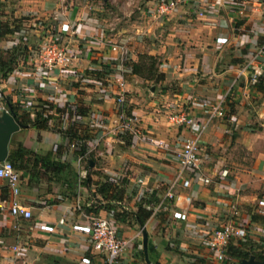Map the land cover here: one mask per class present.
Here are the masks:
<instances>
[{"label": "crops", "instance_id": "crops-1", "mask_svg": "<svg viewBox=\"0 0 264 264\" xmlns=\"http://www.w3.org/2000/svg\"><path fill=\"white\" fill-rule=\"evenodd\" d=\"M106 1L111 0H0V52L17 46L26 50L16 68L0 83V117L11 112L14 118L13 109H19V115L25 101H30L34 106L29 113L31 122L38 109L35 107L42 102H52L65 118L57 127L51 121L43 129L19 125L18 131L10 135L7 159L22 148L65 162L79 178L89 174L93 183L100 176L125 178L129 197L121 206L130 213L135 212V203L146 192L163 196L177 181L179 202H166L163 210L146 222V251L138 247H143V235L140 239L133 221L116 224L124 237L136 241L117 264H205L200 261L205 249L189 238V229L200 219L190 212L186 220L178 215L192 207H202L223 221L232 220V212L236 211L233 221L243 219L249 224L248 237L241 242H259L264 238V91L254 89L247 77L239 80L225 104L236 122L213 120L202 135L200 175L209 179L207 185L188 172L183 181L190 179L189 187L177 180L179 166L174 154L188 132L170 125L167 115L183 110L203 119L199 105L202 99H215L226 92L230 69L245 62L262 42L264 0H180L161 21L146 13L155 7L156 0H145L140 24L134 25L136 34L115 27L111 19H97V15L110 17ZM62 25L75 31L72 37H64L75 60L73 70L59 79L62 90H54L48 86L49 80L36 72L39 57L35 47L47 29L55 32ZM110 41L124 45L127 51L123 64L129 71L124 74L125 106L141 128L138 139L117 130L113 116L115 86L110 85L111 94L101 97L89 93L83 83L93 78V73L106 78L105 69L118 65L120 55L111 52ZM147 55L164 64L158 65L157 74L161 75L137 74L138 60ZM259 77L264 79V69ZM76 108L84 112L83 116L77 114L82 121L79 123L76 116L72 118ZM72 124L88 150L85 162L89 171L84 162L78 166L79 149H71L64 136ZM151 140H162L168 148L158 149ZM222 171L228 175L222 177ZM19 173L21 189L15 198L0 179V264H103L101 255L79 248V243L88 239L90 218L108 214L103 209L88 211L95 203L91 196L95 185L86 189L75 184L74 178L69 183L68 175L51 170L42 169L40 176ZM13 200L29 210L31 217H13L9 212ZM13 247L24 249V256L17 255Z\"/></svg>", "mask_w": 264, "mask_h": 264}, {"label": "built area", "instance_id": "built-area-1", "mask_svg": "<svg viewBox=\"0 0 264 264\" xmlns=\"http://www.w3.org/2000/svg\"><path fill=\"white\" fill-rule=\"evenodd\" d=\"M180 0H156L155 7L152 10H148L147 14L154 20L161 21L167 17L172 11H174ZM201 14V11H199ZM48 30V29H47ZM39 38L37 46L35 47L39 61L37 63L36 72L38 75H43L47 78L48 86L54 90H62L59 79L65 77L66 72L69 69L73 70L72 61L75 60V56L70 49V43L67 42L64 37H72L75 31L67 25H62L60 30L47 31ZM111 52L120 55L118 65L115 64L111 68L105 69L107 77L102 78H88L83 81L88 86L89 93L97 94L101 97L111 94V86H115L113 89V97L115 101L114 109V122L117 123L116 127L120 133H128L134 138L138 139L142 136L141 128L138 126L136 117L129 114L125 106L126 92L124 74L129 72L123 67L124 62L127 60L126 48L124 45L116 42H108ZM24 50V49H23ZM264 33L263 39L260 45H258L252 52L251 56L242 64L235 65L230 69L232 74L229 81V87L223 94L215 97V99L203 98L200 102V108L202 109L204 118L192 116L183 110L170 111L167 115V121L170 125L175 127L185 128L188 132L187 138H185L180 149L175 152V160L178 163L179 170L177 173V180L183 181V175L185 172L187 175H192L195 180L209 184V179H205L200 175V166L202 163L200 154V140L202 135L206 132L209 124L213 120H226L228 123H235L236 118L230 115L225 109L226 100L229 97V93L232 91L238 81L244 78H248V83L253 84L257 81L260 73L264 69ZM111 85V86H110ZM210 90L208 91V93ZM45 108L44 113L50 116L51 123H54V127L61 124L62 119H65L58 113V109L54 107L52 102H42L35 108ZM34 106L32 102L25 101L23 105V111L31 113ZM171 109V108H170ZM74 111V110H72ZM63 117V118H62ZM77 123L81 121V117L76 115ZM49 121V122H50ZM82 122V121H81ZM91 124L92 122L89 121ZM114 123V125H115ZM158 149H167V145L164 141H150ZM79 142L74 141L70 143L71 149H78ZM88 155V150L81 156H78V166H81L82 162L85 165V156ZM222 177L228 175L227 171H222ZM0 179L3 180L12 196L15 198L20 194V173L15 169L10 161L7 159L0 161ZM138 180V183H141ZM190 179L184 180L182 185L184 187L190 186ZM177 181L171 183L163 196H160L159 202L154 206L152 215L163 210L166 202L174 203L179 202L180 197L175 193ZM9 212L13 217H21L28 219L31 217V213L26 208L22 207L15 200L12 201ZM195 215L200 221L194 223L189 229L192 232V240L199 246H203L205 249V256H202L199 260H204L205 264H221L226 258V248L228 245L236 240H243L248 237L249 224L243 219L233 221L237 212L233 211V219L230 221H223L221 218L212 215L211 213L204 212L202 207H192L190 211L185 213H179V217L182 220H186L187 215ZM232 216V215H231ZM138 234L142 236L143 233H147V225L138 226ZM88 239L79 243V248L84 252L94 251L96 254L102 256L103 264H117L121 255L131 246L136 244L134 238H126L120 232L118 226L112 219L111 214H107V217H91L89 228L86 230ZM261 231L264 233V227H261ZM143 249L142 245L138 246ZM12 250L21 257L24 256V249L13 247ZM200 257V256H198ZM197 260V259H195ZM151 264V263H147Z\"/></svg>", "mask_w": 264, "mask_h": 264}, {"label": "trees", "instance_id": "trees-1", "mask_svg": "<svg viewBox=\"0 0 264 264\" xmlns=\"http://www.w3.org/2000/svg\"><path fill=\"white\" fill-rule=\"evenodd\" d=\"M24 52H26V50H22L20 46H17L12 50H2L0 52V83L2 80H5L8 75L11 74L12 71L16 68L23 55H25ZM98 73H93L90 76L93 75L96 78H101L100 76H98ZM252 86L254 89L263 92L264 79L258 77L257 81ZM1 98L2 100H5L3 95L1 96ZM8 102L10 103L9 100ZM13 110L14 119L20 126L33 125L36 127V129H43L48 125L51 119L50 116L44 115V107H38V109H36V116L33 122H31L30 114L28 112L21 111V113L17 115L19 109L14 108ZM77 114L83 116L84 112H81L78 108H76V111H72V115L76 116ZM77 132V129H75L74 125L72 124V126L70 125V127L66 130L64 136H66V138L69 140V143L74 141L79 142L78 155L81 156L85 153L86 146L83 142L84 139L81 138ZM7 160L12 163L17 171L28 172L31 175L38 174V176H40L42 169L48 171L51 170L55 173L61 172L64 175H68L69 183H71V180L74 178L75 184L77 183V185L79 184L80 186H84L86 189H90L91 184H94L95 191L91 193V196L95 198L98 197V199L94 204L88 207V211L97 213V210L103 209L111 214L112 219L116 224L119 222L125 223L133 221V223L137 226L144 225L152 215L154 206L160 200V197H156L153 191L146 192L140 198V201L138 200L139 202L135 203V212L130 213L121 206L122 203H124L129 197L126 193L127 180L125 178L115 180L107 176H100V180L96 183H93L89 174L86 175L84 179H81L79 178V175L74 173L72 167L65 162L51 160L48 154L45 156H41L37 153H30L29 151L22 148L18 149L16 152L10 155ZM88 167L89 164L86 165V169L89 171ZM78 181L80 182L78 183ZM135 193L136 192L133 191L131 194L135 195ZM240 241L238 242L241 243L240 245H228V247L226 248L227 255H229L231 258H236L238 261L242 259L247 260L250 256H254L256 260L264 261V249H261V251L263 252H256V245H253L255 243H251L252 245H249V241H244L243 243ZM150 253L151 246L149 245L148 254ZM148 258L150 260L152 259V261H156L154 260L153 256L150 257V255H148ZM153 264L159 263L153 262Z\"/></svg>", "mask_w": 264, "mask_h": 264}, {"label": "rangeland", "instance_id": "rangeland-1", "mask_svg": "<svg viewBox=\"0 0 264 264\" xmlns=\"http://www.w3.org/2000/svg\"><path fill=\"white\" fill-rule=\"evenodd\" d=\"M102 2V0H100ZM106 7H108L109 12L110 13V17L109 15H97V19H101V18H107V19H111V23H113V25L115 27H121L123 29H127L129 30V33L132 32V30L135 28L134 25L136 24H140L139 18L142 17L143 14V10L142 8H144V3L145 0H111L110 3L109 1L105 2ZM140 8L142 9L140 11ZM147 13V11H146ZM68 27H70L69 25H67ZM124 26V27H123ZM136 30V29H135ZM133 33L136 34V32L133 30ZM132 33V34H133ZM109 34V33H108ZM133 34L134 38H136L137 36ZM148 56V55H147ZM153 56H141V59L138 60V63L136 64V72L137 74L140 75H144L147 77H150V75H161L160 73L157 74V71L159 69V66H164L163 63L158 62L157 58H152ZM126 62V61H125ZM159 65V66H158ZM135 68V67H134ZM101 77V76H100ZM72 118H74V116H72ZM96 201V198L93 197ZM141 239V236H140ZM264 238H261V240H263ZM259 241L256 242L253 245H256V252L261 251V244L263 243V241ZM249 241V239H248ZM241 242V241H240ZM141 243V242H140ZM243 243V242H242ZM251 243L254 242H250L249 245H252ZM238 245H240L241 243H237ZM264 251V250H263ZM261 251V252H263ZM239 261L236 258H231L229 255H227L226 253V258L225 261L221 264H238Z\"/></svg>", "mask_w": 264, "mask_h": 264}, {"label": "water", "instance_id": "water-1", "mask_svg": "<svg viewBox=\"0 0 264 264\" xmlns=\"http://www.w3.org/2000/svg\"><path fill=\"white\" fill-rule=\"evenodd\" d=\"M19 125L13 118V114L10 112H4L0 117V161L7 159V144L10 135L18 131ZM90 165L92 162L90 161ZM143 250L146 251L147 236L143 233ZM239 264H264V261L256 260L254 256H250L247 260L242 259Z\"/></svg>", "mask_w": 264, "mask_h": 264}]
</instances>
